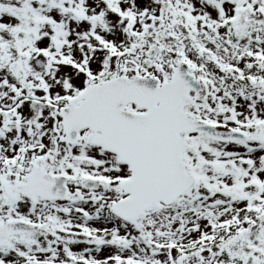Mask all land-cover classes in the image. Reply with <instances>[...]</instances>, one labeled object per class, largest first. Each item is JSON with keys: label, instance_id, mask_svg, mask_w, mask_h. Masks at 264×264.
Wrapping results in <instances>:
<instances>
[{"label": "rangeland", "instance_id": "1", "mask_svg": "<svg viewBox=\"0 0 264 264\" xmlns=\"http://www.w3.org/2000/svg\"><path fill=\"white\" fill-rule=\"evenodd\" d=\"M244 1L239 7L238 0H0V134L7 119L32 123L44 136L39 168L46 175L66 179L72 192L86 193L83 177L102 185L83 202L68 196L6 207L2 221L28 215L52 235L10 240L0 248V264L25 259L21 253L54 264H264L263 221L221 247L189 251L243 221L250 205L264 207V0ZM244 19L258 24L240 38L235 28ZM153 44L161 52L147 66ZM14 61L27 84L15 78ZM178 63L204 86L191 117L250 138L230 145L187 136L193 188L176 206L124 224L110 206L129 198L119 185L133 170L92 146L90 130L68 145L61 109L118 75L169 82ZM2 137L0 153L9 140ZM9 161L0 155V175ZM35 166L28 162L27 169ZM192 227L197 231L188 232Z\"/></svg>", "mask_w": 264, "mask_h": 264}, {"label": "water", "instance_id": "2", "mask_svg": "<svg viewBox=\"0 0 264 264\" xmlns=\"http://www.w3.org/2000/svg\"><path fill=\"white\" fill-rule=\"evenodd\" d=\"M238 4L242 6L245 2ZM254 25L255 21H246L236 32L242 36ZM158 52L159 49L152 47L148 57L153 59ZM19 65L15 62L11 68L16 77L22 79ZM37 66L41 70L45 67L42 61H38ZM201 91V85L179 64L172 81L162 86L151 78H117L89 88L62 111L70 143L78 140L81 130L91 128L96 132L94 143L119 154L134 169V179L121 185L131 197L113 206V211L124 220H134L146 210L160 208L162 203L171 205L193 186L184 162V154L192 146L184 134L198 133L219 142L248 138L243 133L219 131L189 118L185 108L193 104L190 93ZM131 103L147 113L134 115L123 111V107ZM89 187L94 189L97 185ZM16 189L32 197L66 195L64 181L45 178L38 172L32 174L29 185ZM22 227L18 224L0 226V243L11 233L26 230Z\"/></svg>", "mask_w": 264, "mask_h": 264}, {"label": "flooded vegetation", "instance_id": "3", "mask_svg": "<svg viewBox=\"0 0 264 264\" xmlns=\"http://www.w3.org/2000/svg\"><path fill=\"white\" fill-rule=\"evenodd\" d=\"M25 82L26 80L23 83ZM127 110L133 113H136L137 111L139 112V110H137L134 105H129L127 107ZM33 126L34 124L32 123L23 122L20 124V127L18 129L8 131L4 130L0 134V141H3V135L4 138L9 139L6 151H2L0 155L3 158H10V161L7 165H12L10 167H6V170H8L7 173L0 175V213L4 209H6V207H12L14 204L20 202L22 204H35L41 202L40 198L31 199L23 194H15L13 192H9L6 188V186L9 184L21 185L29 183V177L32 171L30 172L29 169H27L28 162H32L34 163V165H36L34 170H39V167L43 168L42 155L44 149L42 148L41 143L44 141V136L40 138L39 130L34 129ZM29 131H31V134H29ZM4 162L7 163V160H4ZM2 218L3 215L0 214V225H5L9 222H20L23 224L31 225L38 229L37 231L32 233H17L13 235L9 240L14 239L18 241L22 240L30 242L33 240H40L41 238L51 236L50 232H47V234L43 232L46 230L41 227V223L39 221H28V215H22L21 218H8V220L6 221H2ZM23 254H26L25 259L19 257V259H16L11 264H45L44 262H40L39 260H32L34 256L30 253H21V255Z\"/></svg>", "mask_w": 264, "mask_h": 264}, {"label": "trees", "instance_id": "4", "mask_svg": "<svg viewBox=\"0 0 264 264\" xmlns=\"http://www.w3.org/2000/svg\"><path fill=\"white\" fill-rule=\"evenodd\" d=\"M263 220H264V208L255 210L253 209V207H251L246 213L244 220L240 224L234 226L233 228L228 229L225 233L221 234V236L217 237V239L189 245V251L190 253L193 254L196 253L197 251L207 249L210 246H214L216 248L221 247L232 237L241 234L247 229L248 230L251 229L257 222H261Z\"/></svg>", "mask_w": 264, "mask_h": 264}]
</instances>
